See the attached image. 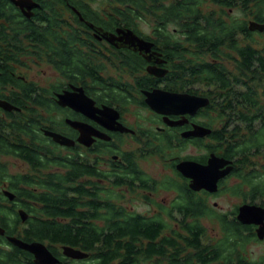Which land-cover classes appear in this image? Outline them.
I'll return each mask as SVG.
<instances>
[{
    "label": "flooded vegetation",
    "instance_id": "obj_1",
    "mask_svg": "<svg viewBox=\"0 0 264 264\" xmlns=\"http://www.w3.org/2000/svg\"><path fill=\"white\" fill-rule=\"evenodd\" d=\"M8 1L14 14L23 22L36 21L43 28L48 22L46 14L52 16V10L47 8L54 6L57 27L54 40L50 41L56 51L54 59L50 60L37 58L32 49L29 52L25 49L26 52L17 58L16 63L12 59L9 62L16 71L14 78L28 88L24 90L12 82L0 86V100L14 107L12 111L0 107V119L6 121L5 124L0 123V136L12 143L15 139L12 120L18 119L19 114L36 123L33 124L36 125V135L47 142L51 150H58L65 158L85 168L86 173L75 180L71 190L74 198H83L78 189L86 191L84 209L92 214L95 207V214L104 215L105 193L110 189L117 188L123 194L148 193L145 202L147 209L136 213L148 219L159 217L179 229L183 223L195 220L174 209V202L180 197V187L208 199L229 193L225 185L223 189V184L227 181L230 185L233 183L230 175L221 179L218 192L211 194L206 190L193 191L190 188L191 180L177 170L182 162L206 165L213 155L222 158L207 152L205 145L210 141L209 135L185 137L197 127L209 129L204 124V111L209 104L191 115L157 112L147 100L157 93L208 99L204 94V84L198 82V75L178 74L176 67L215 62L211 57H205L199 43L190 39L192 28L184 24V20L174 18L164 24L162 17L178 10L194 9L199 13L200 20L202 17H215L229 23L236 13L235 8H229L217 0H17L21 6ZM11 8L7 7L0 18V34L3 24L8 33L15 28L9 26L6 19ZM249 22H253V19ZM16 29L24 32L22 27ZM42 42L35 46H42ZM30 64L32 68L27 69ZM43 66L52 70V74L47 76L49 81H46L45 74L41 79L36 73L38 69L43 71ZM24 68L34 72L35 76L21 73L20 70ZM65 94H71L75 100L86 104L85 109L63 105L60 96ZM19 95H22V107L16 105L13 98ZM46 131L59 134L74 144L63 146L47 136ZM23 138L31 144L30 136L26 137L25 134ZM189 149H192L190 153ZM38 151L48 160L54 157L43 153L41 147ZM206 156L207 160H204ZM5 157L14 158L21 168L17 173L9 170L12 178L22 176L33 179L36 184L19 182L13 186L6 181L0 185V198L6 199L0 200V210H6L4 216L1 215L4 221L1 223L15 225L13 230L6 231L0 223V264H40L33 253L15 245L9 238H16L28 245L37 244L51 262L56 261L50 264L92 263L90 252L59 244L55 240L56 235L41 233L39 236L33 232L34 225L60 223L62 220L58 215L52 216L45 211V208L55 206L42 201L44 196L53 193V189L39 184L52 176L56 183L57 177L62 174V167L48 164L39 168L30 159L0 153V158ZM154 158L160 163L162 175L175 176L180 187L159 184L156 179L158 175L150 176L144 170V176L149 180L146 185L142 184L139 162ZM133 166H137L140 173L137 171L133 174ZM116 176L119 182L117 186L114 185ZM230 185L228 188L232 187ZM164 190L177 192L173 200H164L161 204L155 196ZM6 192L12 194L13 198L7 196ZM213 206L217 208V204ZM236 207L223 213L227 219L233 218L228 213H232ZM128 211L133 212L134 208ZM93 218V221H103L101 217ZM204 219L200 217L197 221ZM65 247L84 252L88 257L75 259L67 256Z\"/></svg>",
    "mask_w": 264,
    "mask_h": 264
},
{
    "label": "trees",
    "instance_id": "obj_2",
    "mask_svg": "<svg viewBox=\"0 0 264 264\" xmlns=\"http://www.w3.org/2000/svg\"><path fill=\"white\" fill-rule=\"evenodd\" d=\"M217 1L236 9L229 23L215 17H202L200 20L199 13L194 9L165 14L162 21L168 24L170 19L184 20V24L192 28L190 39L199 43L205 57L215 60L202 65L176 67L177 73L196 74L198 82L205 86L204 94L209 99V105L204 111V124L211 130L210 141L205 148L207 152L233 162L234 166L229 177L233 179L232 187L228 188L230 183L227 181L223 189L226 187L228 194L242 201L239 208L243 204L264 207V30L251 24L264 27V0ZM7 7H12L9 1L0 0V18ZM47 10H52V16L46 14V28L36 21L23 22L14 14L13 8L8 12V25L15 28L8 33L6 26H2L0 86L12 82L24 90L28 88L14 78V65H9L11 59L16 63L17 58L26 52L25 49L28 52L32 49L37 58L54 59L56 49L50 40H54L57 27L56 9L52 6ZM251 19L253 22H249ZM16 27H22L24 32ZM40 41L43 47L35 46ZM13 98L16 105L22 107V95ZM19 115L18 119L12 120L15 138L12 143L0 136V153L17 154L30 159L39 168L53 164L63 169L56 183L54 176L39 183L53 189V193L44 196L42 201L55 206L47 207L45 211L52 216L58 215L62 220L60 223L34 225L33 232L37 235H56L57 243L90 252V264H264V255L259 260L248 259V245L262 240L258 238L254 225H244L235 218L238 207L228 213L233 218L227 219V215L220 214L208 203L207 196L198 197L190 190L184 191L177 183H172L176 188L180 187V197L175 200L174 209L195 219L183 223L179 229L159 217L148 219L135 211H128L124 206H117L112 189L105 193L104 215L95 214V207L91 214L84 209L86 191L78 189L83 198H74L71 193L75 180L86 173L85 168L65 158L58 150H51L49 144L36 135V125H33L36 123ZM0 123L5 124L6 121L0 119ZM25 134L32 139L30 145L23 138ZM40 147L47 156L54 157L48 160L46 156H41ZM137 171L138 167L133 166L131 172L134 174ZM8 173L7 166L5 168L0 163V185L6 181L13 186L19 182L36 184L33 179L22 176L15 179ZM140 174L142 184L146 185L149 179L142 172ZM116 180L115 186L119 183L118 176ZM0 200L6 201L5 198ZM5 212L0 210V223L4 222L1 215L4 216ZM93 217H101L103 221H93ZM200 217L216 220L221 229L220 237L209 240V244L203 243L207 241L208 229L197 221ZM1 224L6 231L15 228V225L7 226L6 222Z\"/></svg>",
    "mask_w": 264,
    "mask_h": 264
},
{
    "label": "water",
    "instance_id": "obj_3",
    "mask_svg": "<svg viewBox=\"0 0 264 264\" xmlns=\"http://www.w3.org/2000/svg\"><path fill=\"white\" fill-rule=\"evenodd\" d=\"M15 5L21 6L20 2L17 0H11ZM23 5V4H22ZM255 28L263 31L264 27L255 26ZM63 105L69 106H81L85 109L86 104L81 101L74 99L71 94H65L60 96ZM85 97V96H84ZM86 98V97H85ZM148 104L157 112L161 113H189L193 115L199 108L206 107L209 104V99L206 98H192L188 96H178L169 95L166 93L154 94L153 98L147 100ZM0 107L5 111H12V107L9 103L0 100ZM181 111V112H179ZM45 134L53 140L63 146H72L73 141L59 135L46 131ZM211 134L210 129L197 127L193 132H189L185 135L195 136V137H205ZM234 169L233 162L226 160L224 158H219L213 155L206 165H201L195 162H182L177 166V170L185 177L191 180L190 188L193 191L206 190L207 192L213 194L217 193L219 189V181L232 173ZM7 196L13 198V195L9 192L5 193ZM239 222L244 225H254L257 226V236L260 240H264V207L258 204H243L239 208L238 213ZM4 232H2L3 234ZM9 241L13 242L15 245L22 249L28 250L33 253L40 264H50L55 263L49 259L50 257L45 254L44 251L40 250L35 245H28L16 238H9ZM65 254L75 259H82L88 257V255L79 250H75L70 247L64 248Z\"/></svg>",
    "mask_w": 264,
    "mask_h": 264
},
{
    "label": "rangeland",
    "instance_id": "obj_4",
    "mask_svg": "<svg viewBox=\"0 0 264 264\" xmlns=\"http://www.w3.org/2000/svg\"><path fill=\"white\" fill-rule=\"evenodd\" d=\"M26 68L30 69V68H32V65L30 64ZM43 68H44L43 71L41 69H38V71L36 73H38L37 75L41 79H42V76H44V74H45L46 81H49L50 79L47 78V76L50 75V73L52 74V70L50 68H48L47 66H43ZM27 69L25 70V68H24V69L20 70V72L23 74L29 73L30 76L31 75L35 76L34 72L29 71ZM44 71H45V73H44ZM46 83L48 84L49 82H46ZM191 150L192 149H189L188 153H190ZM156 160L158 161V159L154 158V159H151L148 161H140L139 162V165H141L140 169L142 170L143 175L145 173L144 171H146L148 174H150V176L156 177V175H158L159 177H156V179H158L159 184L162 183L163 185H169L172 183H177L175 176L171 175V176L165 177L162 175L160 163L157 162ZM12 161H13L14 165H13ZM15 162L16 161L14 160V158H10V157L9 158H7V157L0 158V163L2 165H4L5 168H6V166L9 167V168L7 167L8 172H9V170H10V172L12 171V173L13 172L14 173L20 172L21 168L18 167L19 163H15ZM20 165H22V164L20 163ZM11 166H12V170H11ZM141 178H142V175H141ZM112 190L114 191V193L116 195L115 200H113V201L117 206H124V207H127V209H131V208L133 209L134 208L135 212H142V211H145L147 209L145 202H146V196L149 197L148 193H140V192L125 193L124 192V194H123V192L117 190V188L112 189ZM148 191H150V190L148 189ZM176 192L177 191H175V190H173V191L172 190H164V192L156 195L155 198H157L158 202L162 204L163 203L162 201H164V200H166V201L173 200V198L176 195L175 194ZM241 202L242 201L240 199H238L237 197H232L228 193L220 194L218 196H213V197L208 199V203L210 205L213 206L214 204H217V208H218V211L220 214H223L224 212H229L230 210H232L234 208L235 205L238 206ZM201 223L208 229V234H206L207 235L206 236L207 241H205L203 243L209 244V242H210L209 240H214L213 238H216V237H218V234L219 235L221 234V232H220L221 229L219 227V224L216 222V220H214V219L211 220V219L205 218L203 221H201ZM247 253H248L247 254L248 259L259 260L264 255V241L257 242V243L252 242L247 247Z\"/></svg>",
    "mask_w": 264,
    "mask_h": 264
},
{
    "label": "bare ground",
    "instance_id": "obj_5",
    "mask_svg": "<svg viewBox=\"0 0 264 264\" xmlns=\"http://www.w3.org/2000/svg\"><path fill=\"white\" fill-rule=\"evenodd\" d=\"M153 96H154V95L150 96L149 98H151V97L153 98Z\"/></svg>",
    "mask_w": 264,
    "mask_h": 264
}]
</instances>
